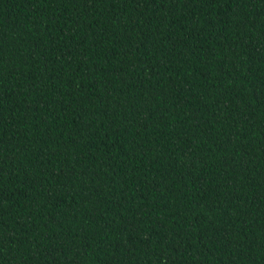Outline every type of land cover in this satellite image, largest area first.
Wrapping results in <instances>:
<instances>
[{"label": "trees", "instance_id": "16d2710c", "mask_svg": "<svg viewBox=\"0 0 264 264\" xmlns=\"http://www.w3.org/2000/svg\"><path fill=\"white\" fill-rule=\"evenodd\" d=\"M0 264H264V0H0Z\"/></svg>", "mask_w": 264, "mask_h": 264}]
</instances>
